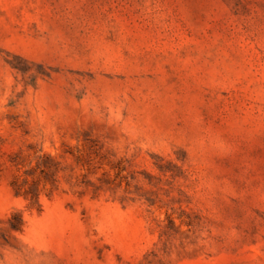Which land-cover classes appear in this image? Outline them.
Returning <instances> with one entry per match:
<instances>
[{"label": "rangeland", "instance_id": "1", "mask_svg": "<svg viewBox=\"0 0 264 264\" xmlns=\"http://www.w3.org/2000/svg\"><path fill=\"white\" fill-rule=\"evenodd\" d=\"M0 264H264V0H0Z\"/></svg>", "mask_w": 264, "mask_h": 264}]
</instances>
